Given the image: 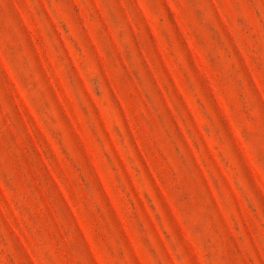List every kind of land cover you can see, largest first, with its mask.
<instances>
[{
    "label": "rangeland",
    "instance_id": "1",
    "mask_svg": "<svg viewBox=\"0 0 264 264\" xmlns=\"http://www.w3.org/2000/svg\"><path fill=\"white\" fill-rule=\"evenodd\" d=\"M0 264H264V0H0Z\"/></svg>",
    "mask_w": 264,
    "mask_h": 264
}]
</instances>
